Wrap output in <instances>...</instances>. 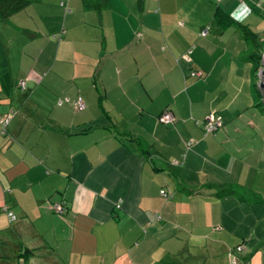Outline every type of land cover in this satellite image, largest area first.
I'll list each match as a JSON object with an SVG mask.
<instances>
[{"label":"crops","instance_id":"obj_1","mask_svg":"<svg viewBox=\"0 0 264 264\" xmlns=\"http://www.w3.org/2000/svg\"><path fill=\"white\" fill-rule=\"evenodd\" d=\"M28 1L0 21V264H264V107L242 30L264 41V0ZM78 96L84 111L58 104Z\"/></svg>","mask_w":264,"mask_h":264},{"label":"trees","instance_id":"obj_2","mask_svg":"<svg viewBox=\"0 0 264 264\" xmlns=\"http://www.w3.org/2000/svg\"><path fill=\"white\" fill-rule=\"evenodd\" d=\"M86 8H104L106 6L107 0H83ZM144 3V0H137L138 6L141 8ZM30 2L28 0H0V21L3 23L8 22V20L15 14L24 10ZM244 41L247 45L251 47V54L249 55L250 61L254 64V77L260 69L261 58L264 53V41H261L258 36L252 33L247 27L242 26ZM2 51L0 52V54ZM7 61L5 58H0V74L4 73L7 69ZM255 90H257L256 85H254ZM261 107L262 104H259ZM237 192L231 187L220 188L217 192L218 197L235 195ZM251 201L253 203L264 204V198L255 197L251 195ZM241 200H244V196H240ZM261 245H264L262 242Z\"/></svg>","mask_w":264,"mask_h":264},{"label":"built area","instance_id":"obj_3","mask_svg":"<svg viewBox=\"0 0 264 264\" xmlns=\"http://www.w3.org/2000/svg\"><path fill=\"white\" fill-rule=\"evenodd\" d=\"M61 5L67 8V3L65 1H62ZM67 11H68V9H67ZM208 29H209L208 27L204 28L201 31V36L207 35ZM193 75H195L197 77L201 76L200 73H193ZM17 86H18V88L20 90H23V91L26 90V85H25L24 82H18ZM63 103H71L74 106L75 110L78 111V112L84 111V109H85V103H84L83 99L80 96H78L72 102H70L69 99L59 100V102H58L59 105H61ZM11 115H13V111H11L10 114H8V115L0 116V136H3V135L6 134L7 127L9 125V123H10V120H11ZM174 121H175L174 116L172 115L171 112H169L167 110L164 111L159 117V122L161 124H164V125H170ZM222 126H223L222 119L220 117H218L215 113H210L205 118V120L203 121V129H204L205 134H215ZM190 144H191L190 142L187 143L188 146H190ZM161 195L164 198H169L170 197L165 191H161ZM117 207H119V206H117ZM4 210L7 212L8 217H9V219L11 221L16 219L15 216L13 215V213L8 210V208H5ZM52 210H53L54 213H56L58 215H61V214H63L65 212L66 209H65L63 203L55 202V203L52 204ZM244 248H245L244 245H240V246H238L237 250L241 251ZM232 263L234 264L235 261L233 260Z\"/></svg>","mask_w":264,"mask_h":264},{"label":"water","instance_id":"obj_4","mask_svg":"<svg viewBox=\"0 0 264 264\" xmlns=\"http://www.w3.org/2000/svg\"><path fill=\"white\" fill-rule=\"evenodd\" d=\"M257 79H258L257 90L260 94L261 103L263 104V107H264V54L262 55V58H261V65L258 71Z\"/></svg>","mask_w":264,"mask_h":264},{"label":"rangeland","instance_id":"obj_5","mask_svg":"<svg viewBox=\"0 0 264 264\" xmlns=\"http://www.w3.org/2000/svg\"><path fill=\"white\" fill-rule=\"evenodd\" d=\"M261 1V0H260ZM259 14V13H258ZM257 14H255L254 16L258 19V20H260V21H263L264 19L262 18V17H257L256 16ZM258 16H260V14L258 15ZM260 28V30L262 29H264V23H263V25H260L259 26ZM259 38V37H258ZM262 39H264V36L263 37H261ZM260 39V38H259ZM264 54V53H263ZM259 71V70H258ZM257 76H258V72L256 73V77H255V84H257V81H258V79H257ZM20 90V89H19ZM20 92H23L22 90H20ZM24 93V92H23ZM261 103V98L257 95V104H260ZM248 197V196H247ZM251 198H252V196H250ZM255 197H259V198H263L262 196H255ZM245 249V248H244Z\"/></svg>","mask_w":264,"mask_h":264}]
</instances>
